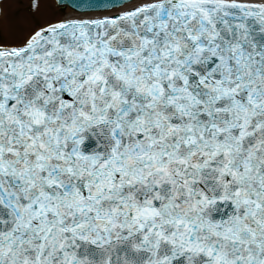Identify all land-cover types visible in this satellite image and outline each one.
Returning <instances> with one entry per match:
<instances>
[{"label":"snow or ice","instance_id":"6c2138e0","mask_svg":"<svg viewBox=\"0 0 264 264\" xmlns=\"http://www.w3.org/2000/svg\"><path fill=\"white\" fill-rule=\"evenodd\" d=\"M60 3L0 35V264H264V0Z\"/></svg>","mask_w":264,"mask_h":264},{"label":"bare ground","instance_id":"6f19581e","mask_svg":"<svg viewBox=\"0 0 264 264\" xmlns=\"http://www.w3.org/2000/svg\"><path fill=\"white\" fill-rule=\"evenodd\" d=\"M11 7L7 11V15L0 19V35L6 34L10 24L17 21H22L25 16L29 15L26 11L31 0H7ZM47 8L42 9V12L51 14L53 18L62 19L66 15H80L82 13L76 12L72 7H65L61 10V4L57 0H44Z\"/></svg>","mask_w":264,"mask_h":264},{"label":"water","instance_id":"95a60500","mask_svg":"<svg viewBox=\"0 0 264 264\" xmlns=\"http://www.w3.org/2000/svg\"><path fill=\"white\" fill-rule=\"evenodd\" d=\"M57 1H58L59 4H61V3H60V0H57Z\"/></svg>","mask_w":264,"mask_h":264}]
</instances>
